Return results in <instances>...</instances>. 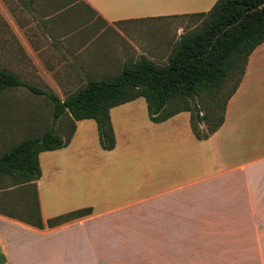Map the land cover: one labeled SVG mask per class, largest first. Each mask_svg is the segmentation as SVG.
I'll return each instance as SVG.
<instances>
[{
    "label": "crops",
    "instance_id": "0c3cea01",
    "mask_svg": "<svg viewBox=\"0 0 264 264\" xmlns=\"http://www.w3.org/2000/svg\"><path fill=\"white\" fill-rule=\"evenodd\" d=\"M214 1L22 0L27 8L18 3L10 10L0 0V22L17 35L35 76L63 99L86 79L109 77L140 55L164 62L177 37L171 44L159 36L135 42L130 35L137 25L172 22L177 35L183 24L173 21L205 12ZM26 30L41 31V41L30 44ZM109 31L124 36L113 46V72L98 64L94 49ZM108 116L114 157L154 152L153 143L161 149L177 137L183 152L184 143L192 144L199 168L203 142L212 145L214 165L235 152H243L242 161L123 198L116 166L91 164L95 122L76 120L67 145L37 153L36 179L0 172V264H264V41L248 54L221 124L205 139L193 136L187 111L151 121L142 97L110 107ZM25 131L0 121V154L31 136ZM250 139L263 145L248 150ZM80 208L90 212L47 226V219ZM37 216L42 227L34 225Z\"/></svg>",
    "mask_w": 264,
    "mask_h": 264
},
{
    "label": "trees",
    "instance_id": "16d2710c",
    "mask_svg": "<svg viewBox=\"0 0 264 264\" xmlns=\"http://www.w3.org/2000/svg\"><path fill=\"white\" fill-rule=\"evenodd\" d=\"M190 16L198 17L199 23L178 37L164 62L140 55L133 62L123 63L113 76L86 79L63 99L0 68V91L25 86L42 94L51 112L50 126L0 154V172L36 179L37 153L67 145L76 120L92 119L99 145L111 149L114 137L108 110L136 97L144 99L147 116L153 122L187 111L196 139L212 134L223 120L225 103L240 80L248 54L264 41V0H215L207 11ZM234 71L237 78L220 100L223 86ZM203 97L209 100L204 111L197 103ZM89 212V208L76 209L49 218L46 224L54 226ZM34 225L42 227L38 216Z\"/></svg>",
    "mask_w": 264,
    "mask_h": 264
},
{
    "label": "rangeland",
    "instance_id": "374dc122",
    "mask_svg": "<svg viewBox=\"0 0 264 264\" xmlns=\"http://www.w3.org/2000/svg\"><path fill=\"white\" fill-rule=\"evenodd\" d=\"M1 1L10 10H15L18 7V3L23 5L24 8L26 7L22 0ZM173 22L183 24V27L178 30L177 35L174 32L172 22L161 21L152 24L137 25L133 34L130 35V38L136 42L141 39H145L146 41L155 39L159 36L161 41L165 43L166 40L167 42L170 40L172 41L174 37L178 39L181 32L184 33L190 28L196 27L199 23L198 17L196 16H189L184 19L181 18V20H175ZM40 34L41 31L36 30L23 31V36L32 45L37 41H41L42 37H40ZM16 37L17 35L14 32L5 28L0 22V68L14 73L23 83L40 89H47V86L42 82L43 80L35 76L32 69L33 65L31 61H29L30 58H27L25 53L20 50L17 45ZM123 39L124 36L121 38L120 35L113 31H109L107 35L103 34L99 37L95 41L99 43V46L95 44L96 46L94 47V49L98 50L95 55L99 61L98 64H101L103 68H110V70H112L111 72H113L116 63V54L114 52L116 47L113 46L115 42L117 43V41H122ZM169 43L167 45H169ZM113 57L114 60H112ZM161 62L163 61H159V63ZM115 74L116 73L113 75ZM236 78L237 73L234 71L223 86V94L218 97L220 100H222L225 93L230 90ZM63 95L64 94H62V96ZM197 103L203 111L204 107H209V100L206 97H203V99ZM0 121L10 122L16 125L21 124L26 129V133L23 134L34 136L50 126V105L46 102L42 94L34 93L25 86L6 88L0 91ZM261 122L262 121H259V123ZM54 127L59 129L56 125ZM248 135L249 134H247V136ZM172 140V143L163 146L161 149L157 148L158 146L153 143L155 146H151L150 149L155 150L154 152L133 155L131 158L114 157L112 155L113 148L103 149L98 145L99 142L95 140L97 153L92 158L91 164L98 166L112 162V165L116 166V186H121V197L127 198L128 196L140 197L167 190L168 188L175 187L190 179H194L201 174H208L211 170L217 169L219 165L233 166V164L242 161L243 152H235L227 158L220 159L218 164L214 165L209 155V148L212 147V145L208 142H203L202 162L204 164L203 167L199 168L197 159L194 156L192 157L193 153L189 151L190 148H194L192 144L184 143L186 150L183 152L178 138L175 137V139ZM250 140L245 142V144H249L248 150H251L254 145H263L260 141L252 139L250 142ZM238 141V139L235 141L234 146L239 144ZM241 145L243 146L244 144L242 143ZM117 147L120 146L118 145ZM244 149L243 146L242 150ZM158 150L164 151L158 152ZM236 153H239L237 157H235ZM200 169L202 170L200 171ZM130 188L137 189L135 195H133L134 192H126Z\"/></svg>",
    "mask_w": 264,
    "mask_h": 264
}]
</instances>
